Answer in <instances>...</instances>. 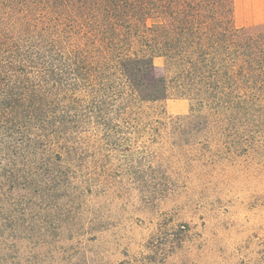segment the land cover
I'll list each match as a JSON object with an SVG mask.
<instances>
[{
  "label": "rangeland",
  "instance_id": "rangeland-1",
  "mask_svg": "<svg viewBox=\"0 0 264 264\" xmlns=\"http://www.w3.org/2000/svg\"><path fill=\"white\" fill-rule=\"evenodd\" d=\"M233 14L264 28V0H234ZM139 106L112 133L84 127L27 153L15 184L0 178L5 264H264V108L207 129L175 91Z\"/></svg>",
  "mask_w": 264,
  "mask_h": 264
},
{
  "label": "trees",
  "instance_id": "trees-1",
  "mask_svg": "<svg viewBox=\"0 0 264 264\" xmlns=\"http://www.w3.org/2000/svg\"><path fill=\"white\" fill-rule=\"evenodd\" d=\"M233 13L234 0H0V178L15 184L27 153L84 127L112 133L172 91L195 101L198 128L263 109L264 28L238 27ZM10 186L0 183V264Z\"/></svg>",
  "mask_w": 264,
  "mask_h": 264
},
{
  "label": "crops",
  "instance_id": "crops-1",
  "mask_svg": "<svg viewBox=\"0 0 264 264\" xmlns=\"http://www.w3.org/2000/svg\"><path fill=\"white\" fill-rule=\"evenodd\" d=\"M181 106L183 107V109L186 108V103H182Z\"/></svg>",
  "mask_w": 264,
  "mask_h": 264
}]
</instances>
